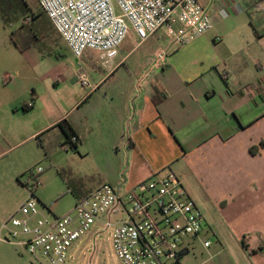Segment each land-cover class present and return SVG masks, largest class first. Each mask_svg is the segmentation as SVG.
Returning a JSON list of instances; mask_svg holds the SVG:
<instances>
[{"label": "crops", "instance_id": "crops-1", "mask_svg": "<svg viewBox=\"0 0 264 264\" xmlns=\"http://www.w3.org/2000/svg\"><path fill=\"white\" fill-rule=\"evenodd\" d=\"M200 1L212 21L216 13L226 11L217 0ZM234 1L242 4L240 0ZM1 10L2 0L0 26ZM250 26L253 37L247 41L246 50L255 47L253 55L257 57L252 61L255 70L243 66L225 70V59L216 57L204 66L205 70H166L162 66V70L148 71L149 80L139 78L120 86V91L115 86L107 90L105 83L117 71L113 69L126 57L118 63L116 59L115 67L96 70L97 90L91 94L86 91L82 102L69 113H61L55 105L58 116L42 113L29 118L38 109L34 95L40 92L43 72L0 70V148L12 135L24 137L20 143L55 129L65 135L59 127L63 120L76 132L78 144L84 143L92 132L99 138H108L117 155L121 148L127 153V160L117 164L119 169L126 168V174L109 175L108 180L116 184L110 185L125 191L170 171L182 182L196 180L208 199L220 207L218 213L222 217L214 219L215 226L223 233L225 226H229L231 233L228 234L250 256L252 264H264V20L258 26L251 22ZM186 44H173L175 52L180 54L179 47ZM242 48L237 38V52ZM27 75L32 81L30 88H34L33 97L28 101L19 99L15 92L16 78ZM6 77L10 82H4ZM156 87L167 96L158 105L153 102ZM77 110L84 113L79 124H73L67 118ZM7 119L15 122V129ZM104 184L109 183H102L86 194L71 190L75 203ZM209 227L221 242L215 229Z\"/></svg>", "mask_w": 264, "mask_h": 264}, {"label": "rangeland", "instance_id": "rangeland-1", "mask_svg": "<svg viewBox=\"0 0 264 264\" xmlns=\"http://www.w3.org/2000/svg\"><path fill=\"white\" fill-rule=\"evenodd\" d=\"M226 1L230 6L224 0H217L226 11L215 14L211 30L179 47L180 54L175 52L173 44L174 47L169 45L171 40L164 30L143 43L131 31L119 48L117 63L126 58L119 67L113 69L117 71L104 88L108 90L115 86L120 91V86L131 80H149L151 74H147L148 71L162 70V66L166 70H205L204 66L216 57L225 59V70H237V67L242 66L247 70H255L252 64L253 58L257 57L253 55L255 47L251 45L250 51L246 48L247 41L253 37L250 23L258 26L260 20H264V0H240L241 5L234 0ZM1 14L0 70H39L44 74L39 85L40 92L34 95L39 103L38 109L30 113L29 118L42 113L58 116L55 105L61 113H69L86 96L76 71L83 66L89 81L94 84L96 70H107L101 65L98 53L87 51L80 59L76 58L36 0H2ZM237 38L243 47L239 52ZM163 50L168 51V57L158 60ZM16 79L17 97L26 101L32 99L34 88H30L31 77L27 75ZM83 113L82 110L74 111L67 119L79 124ZM7 121L13 129L16 128L14 121ZM23 140L24 137L12 135L0 148V227L16 207L29 199L30 192L25 186L30 170L38 167L44 169L39 176L36 198L42 206L51 207L58 216L73 210L75 199L71 190L86 194L102 183L115 186L108 180L109 175L119 174L123 177L127 172L126 168L122 170L117 165L118 161L122 163L127 160L124 149L121 148L117 155L111 148L110 140L99 138L94 132L76 148L58 129L20 143ZM183 182L192 199L206 215L208 224L201 239L194 242L193 249L180 258L179 263L252 264L250 256L242 248L239 249L237 241L230 237L229 226H225V233L215 226L214 219L222 217L218 213L219 205L208 199L196 180L183 179ZM225 205L220 204L221 207ZM210 225L221 242L211 231ZM3 238H0V264H33L19 243L8 242ZM206 239L211 241L208 249L203 246ZM70 261L71 264H121L113 248L111 230L107 232L99 223L94 224L91 233L75 244Z\"/></svg>", "mask_w": 264, "mask_h": 264}, {"label": "built area", "instance_id": "built-area-1", "mask_svg": "<svg viewBox=\"0 0 264 264\" xmlns=\"http://www.w3.org/2000/svg\"><path fill=\"white\" fill-rule=\"evenodd\" d=\"M37 2L76 58L95 51L107 69L115 67L119 48L131 31L143 43L164 30L173 44L182 45L208 33L213 22L200 0ZM166 57L168 53L163 51L158 60ZM77 77L89 94L97 90L83 66ZM4 82L10 79L4 78ZM43 172L42 167L28 172L29 199L0 227V238L19 243L33 264H71L74 245L91 233L96 223L107 232L111 230L121 264H180L207 226L206 216L172 171L125 191L104 184L77 200L73 210L63 216L36 198ZM203 246L209 248L211 241L204 240Z\"/></svg>", "mask_w": 264, "mask_h": 264}, {"label": "trees", "instance_id": "trees-1", "mask_svg": "<svg viewBox=\"0 0 264 264\" xmlns=\"http://www.w3.org/2000/svg\"><path fill=\"white\" fill-rule=\"evenodd\" d=\"M166 93L164 90L156 87L155 88V95L153 97V102L155 105H158L160 104L162 101H164L166 99ZM59 127L62 128V130L64 131V134H65V137H66V140L68 142H70L73 146H76L78 145V136L76 134V132L74 131V129L72 128V126L69 124V122L67 120H63L60 122L59 124ZM76 138V142H73V139ZM252 152H254L252 150ZM245 249L247 250V246L245 245Z\"/></svg>", "mask_w": 264, "mask_h": 264}]
</instances>
